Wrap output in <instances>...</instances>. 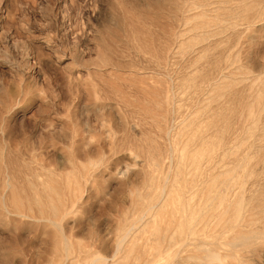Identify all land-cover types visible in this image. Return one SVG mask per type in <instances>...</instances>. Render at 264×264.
Returning <instances> with one entry per match:
<instances>
[{"label": "rangeland", "instance_id": "rangeland-1", "mask_svg": "<svg viewBox=\"0 0 264 264\" xmlns=\"http://www.w3.org/2000/svg\"><path fill=\"white\" fill-rule=\"evenodd\" d=\"M91 263L264 264V0H0V264Z\"/></svg>", "mask_w": 264, "mask_h": 264}, {"label": "bare ground", "instance_id": "bare-ground-1", "mask_svg": "<svg viewBox=\"0 0 264 264\" xmlns=\"http://www.w3.org/2000/svg\"><path fill=\"white\" fill-rule=\"evenodd\" d=\"M216 1V0H215ZM198 2V1H197ZM189 3V2H188ZM215 3V2H214ZM198 4V3H197ZM186 7V6H185ZM200 7V6H199ZM197 8V7H196ZM183 14V13H182ZM234 177V176H233ZM259 177V176H258ZM226 180V179H225ZM35 188V187H34ZM33 188V189H34ZM35 190V189H34ZM254 193V192H253ZM216 198V197H215ZM247 199V198H246ZM225 229V228H224ZM176 230V229H175ZM203 230V228H178L181 237L188 238L191 235L198 233L199 231ZM213 230V228H212ZM208 232V231H207ZM227 233V232H226ZM170 235V234H169ZM177 235V234H176ZM198 236V235H197ZM200 237V236H199ZM124 238V237H123ZM180 238V237H179ZM182 239V238H181ZM180 239V240H181ZM190 239V237L188 238ZM184 241V240H183ZM188 242V241H187ZM192 243V242H191ZM199 243V242H198ZM188 244V243H187ZM197 244V243H196ZM204 244V243H203ZM189 245V244H188ZM193 245V244H192ZM205 245V244H204ZM186 246V244H185ZM184 247V246H183ZM198 250V249H197ZM178 255V254H177ZM187 259V258H186ZM99 260V259H98ZM92 264V263H91Z\"/></svg>", "mask_w": 264, "mask_h": 264}]
</instances>
